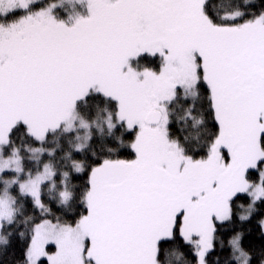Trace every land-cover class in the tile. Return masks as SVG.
Here are the masks:
<instances>
[{
    "label": "snow or ice",
    "instance_id": "6c2138e0",
    "mask_svg": "<svg viewBox=\"0 0 264 264\" xmlns=\"http://www.w3.org/2000/svg\"><path fill=\"white\" fill-rule=\"evenodd\" d=\"M78 3L0 0V255L264 264V0Z\"/></svg>",
    "mask_w": 264,
    "mask_h": 264
},
{
    "label": "trees",
    "instance_id": "16d2710c",
    "mask_svg": "<svg viewBox=\"0 0 264 264\" xmlns=\"http://www.w3.org/2000/svg\"><path fill=\"white\" fill-rule=\"evenodd\" d=\"M57 12L60 13V10L57 9ZM161 59H156L153 63L154 66L158 69L161 66ZM121 158L124 159H132L135 157V153L131 151V149H125L122 151ZM78 183H86V180H80ZM250 244L254 251L259 250L261 247V241L259 238V233H253V235L246 242ZM23 242L18 241L15 237L13 238L12 246L8 249L7 253L0 255V264H15L21 258L22 250H23Z\"/></svg>",
    "mask_w": 264,
    "mask_h": 264
},
{
    "label": "rangeland",
    "instance_id": "374dc122",
    "mask_svg": "<svg viewBox=\"0 0 264 264\" xmlns=\"http://www.w3.org/2000/svg\"><path fill=\"white\" fill-rule=\"evenodd\" d=\"M66 11L71 12L74 8L77 11H83L82 6L78 3V0H66ZM59 18L66 19V14L60 10ZM162 62V61H161Z\"/></svg>",
    "mask_w": 264,
    "mask_h": 264
},
{
    "label": "flooded vegetation",
    "instance_id": "af4514ba",
    "mask_svg": "<svg viewBox=\"0 0 264 264\" xmlns=\"http://www.w3.org/2000/svg\"><path fill=\"white\" fill-rule=\"evenodd\" d=\"M158 58L161 59L159 56L144 55L139 59V64L141 66H146V67L153 68V69L159 71L160 67L157 69L156 66L154 67L151 65L152 64L151 61L153 60L155 62V60ZM133 63L135 64L136 61H133Z\"/></svg>",
    "mask_w": 264,
    "mask_h": 264
},
{
    "label": "bare ground",
    "instance_id": "6f19581e",
    "mask_svg": "<svg viewBox=\"0 0 264 264\" xmlns=\"http://www.w3.org/2000/svg\"><path fill=\"white\" fill-rule=\"evenodd\" d=\"M151 63H152L151 65L154 66V65H153L154 61H153V60L151 61ZM154 67H155V66H154Z\"/></svg>",
    "mask_w": 264,
    "mask_h": 264
}]
</instances>
